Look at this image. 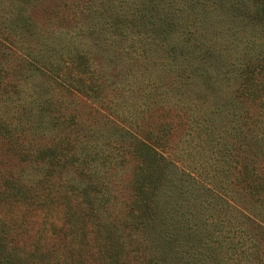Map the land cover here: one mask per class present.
<instances>
[{"label":"trees","instance_id":"16d2710c","mask_svg":"<svg viewBox=\"0 0 264 264\" xmlns=\"http://www.w3.org/2000/svg\"><path fill=\"white\" fill-rule=\"evenodd\" d=\"M129 170L141 264L263 260L264 0H0V264H48L59 237L17 221L71 198L93 264H124ZM72 233L54 263L86 264Z\"/></svg>","mask_w":264,"mask_h":264},{"label":"rangeland","instance_id":"374dc122","mask_svg":"<svg viewBox=\"0 0 264 264\" xmlns=\"http://www.w3.org/2000/svg\"><path fill=\"white\" fill-rule=\"evenodd\" d=\"M36 18L40 17H44L45 16V12L43 10H38L35 14ZM132 177V173L131 170L126 171L123 175L122 178H124L123 183L124 186L120 187L119 186V198L117 201V204L115 207H113V214L112 216L115 217L116 219H121L120 223H121V228H122V232L124 234V238L126 241V246L124 248V252L127 253V256L125 257V263L124 264H141L139 258H137V253H136V249L138 248V244L135 245V243L132 240V231L129 228V226L127 224H125L124 220H122V218H124L127 215V211L129 209L130 206L126 199L127 193H129V191L131 190V185L129 183V180H131ZM126 181V182H125ZM124 201V202H123ZM78 201H75L74 199L71 198V204L67 205V211H68V216H65L63 219H61V222H63V227H60V225H53V226H49V228H47L48 225V221H50L53 216L55 215V212H51V208H49L46 212L41 211L40 209L42 207H46V206H40L37 207L35 205L33 206H26V208L23 211V216L25 215V220L24 221H20V219L17 222H20L23 225V228L26 229V231H30V229H32V233H30V236L27 237L26 243L30 244V243H43L44 240L46 239V237L48 236L47 233L51 232L54 233L55 235H57L59 238L57 241H54L52 243H50L47 248H51L53 247V250L55 251L54 254V258H51V253H46L44 254V257H42V261L44 263H48V264H56L54 263V259L57 255L60 256L61 251L63 249L65 250H69L68 247L72 245V236L74 235L72 232L75 231L77 229V232L79 231L80 233H82L83 235H86V239L85 241H83V244L81 245V249L80 252L83 255V259L85 260L86 264H93L94 263V259L95 256L92 257H88L87 255V243L88 241L92 244L96 243L93 242V233L92 230H90L89 228V224L92 220H94L96 217L91 215V212H89V210L86 208L85 209H81L79 208V205L77 204ZM123 202V203H122ZM132 203H130L131 205ZM78 211V212H77ZM51 212V213H50ZM42 213L43 216L40 217V215ZM84 215V230H82V224H81V215ZM39 217V218H37ZM35 218L37 219V221L35 220ZM227 219H230L232 221V223H234L235 225H237V220L235 218V213L229 214L226 217ZM76 222V223H75ZM75 224L77 225L76 227H72L71 224ZM226 227H228L227 222H226ZM241 234H243V229L246 228V225L241 224ZM46 229H48L49 231L46 232ZM53 236V234L51 235ZM234 237H237L238 234L235 233L233 234ZM137 242V241H136ZM141 249V252L144 251L145 248H143L144 246H139ZM262 259L261 261H258L255 258H244L241 259V262L239 264H264V254L261 255ZM233 264H237L236 262H233Z\"/></svg>","mask_w":264,"mask_h":264}]
</instances>
